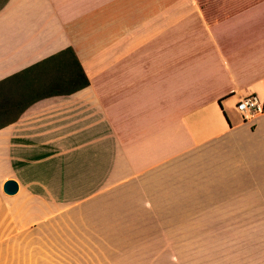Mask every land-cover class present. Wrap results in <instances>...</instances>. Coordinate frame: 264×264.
I'll list each match as a JSON object with an SVG mask.
<instances>
[{
    "label": "crops",
    "instance_id": "obj_1",
    "mask_svg": "<svg viewBox=\"0 0 264 264\" xmlns=\"http://www.w3.org/2000/svg\"><path fill=\"white\" fill-rule=\"evenodd\" d=\"M65 47L85 87L9 85L0 264H264V0H0V79Z\"/></svg>",
    "mask_w": 264,
    "mask_h": 264
},
{
    "label": "trees",
    "instance_id": "obj_2",
    "mask_svg": "<svg viewBox=\"0 0 264 264\" xmlns=\"http://www.w3.org/2000/svg\"><path fill=\"white\" fill-rule=\"evenodd\" d=\"M50 72L59 76V80L46 86L41 93L44 96L71 93L85 87L88 83L70 47H65L38 62L14 72L0 79V127L14 119L32 101L27 99L20 103L24 99L22 93H25V90H21L22 93H11L9 85L12 82L24 79L27 74L38 75ZM10 107H12V116L9 117Z\"/></svg>",
    "mask_w": 264,
    "mask_h": 264
},
{
    "label": "rangeland",
    "instance_id": "obj_3",
    "mask_svg": "<svg viewBox=\"0 0 264 264\" xmlns=\"http://www.w3.org/2000/svg\"><path fill=\"white\" fill-rule=\"evenodd\" d=\"M207 234H212V230ZM199 259L190 260L194 264H246L244 260L236 259L233 255L231 244L228 241H207L201 244Z\"/></svg>",
    "mask_w": 264,
    "mask_h": 264
},
{
    "label": "built area",
    "instance_id": "obj_4",
    "mask_svg": "<svg viewBox=\"0 0 264 264\" xmlns=\"http://www.w3.org/2000/svg\"><path fill=\"white\" fill-rule=\"evenodd\" d=\"M236 110L243 119H251L264 110V105L253 95H246L235 103Z\"/></svg>",
    "mask_w": 264,
    "mask_h": 264
},
{
    "label": "water",
    "instance_id": "obj_5",
    "mask_svg": "<svg viewBox=\"0 0 264 264\" xmlns=\"http://www.w3.org/2000/svg\"><path fill=\"white\" fill-rule=\"evenodd\" d=\"M1 189L7 195L14 194L17 191V183L13 179H6L2 182Z\"/></svg>",
    "mask_w": 264,
    "mask_h": 264
}]
</instances>
